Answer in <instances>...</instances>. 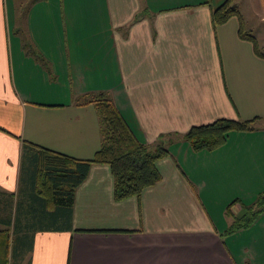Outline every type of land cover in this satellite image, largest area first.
I'll use <instances>...</instances> for the list:
<instances>
[{
    "label": "crops",
    "instance_id": "1",
    "mask_svg": "<svg viewBox=\"0 0 264 264\" xmlns=\"http://www.w3.org/2000/svg\"><path fill=\"white\" fill-rule=\"evenodd\" d=\"M25 1L0 0V192L31 193L23 142L93 157L100 133L96 110L78 99L86 94L106 90L146 146L219 118L256 120L212 151L173 140L155 163L160 181L138 197L114 201L108 167L92 165L69 210L34 220L38 228L20 244L19 236L3 239L0 264H264V207L231 230L264 197V58L238 37L235 17L211 25V10L225 0L19 7ZM242 1V31L264 55L252 32L264 34V0ZM13 250L21 252L15 261Z\"/></svg>",
    "mask_w": 264,
    "mask_h": 264
},
{
    "label": "trees",
    "instance_id": "2",
    "mask_svg": "<svg viewBox=\"0 0 264 264\" xmlns=\"http://www.w3.org/2000/svg\"><path fill=\"white\" fill-rule=\"evenodd\" d=\"M231 17H235L238 21V37L249 41L254 53L264 58V55L258 53L253 37L242 31L238 9L231 4V0H225L210 12V22L213 27L225 23ZM81 101V104H91L99 117L101 125L99 148L90 160H77L23 142L21 170L26 168L28 170L23 180L30 182L28 186L31 193L15 198L14 195L0 192V226L2 227L0 243L2 246L3 239L8 234L5 228L12 227L11 235L19 236L15 240L19 243L15 244H20L22 234L27 235L36 227L38 228L39 224L34 223V220L40 221V218L45 220V217L48 218L49 211L55 208L62 211L69 210L75 189L85 180L92 165L108 167L114 201L138 197L143 190L154 187L160 181L155 163L167 156L166 146L174 139L170 135H160L153 145L146 146L135 138L107 95L99 93ZM255 120V118L246 121L219 118L209 124L190 127L177 139L185 142L192 152L212 151L224 144L230 132L252 131ZM24 198L30 201L29 207H24L25 204L19 201ZM39 205L42 208H37ZM263 207L264 197H259L255 202L254 212L250 209L245 217L234 220L231 230L251 223L253 217ZM17 212H21L20 218ZM51 214V217L56 215ZM21 220L27 221L20 225ZM0 249V252L6 251L4 246ZM13 251L15 261L21 256V252L17 255L15 250Z\"/></svg>",
    "mask_w": 264,
    "mask_h": 264
},
{
    "label": "rangeland",
    "instance_id": "3",
    "mask_svg": "<svg viewBox=\"0 0 264 264\" xmlns=\"http://www.w3.org/2000/svg\"><path fill=\"white\" fill-rule=\"evenodd\" d=\"M213 1V0H212ZM26 3H28L27 2V0L25 1V2H22V3H19V7H21V6H23L24 4H26ZM233 3H237V7H238V9H240V7H245L246 5H245V3H244V1H242V0H234L233 1ZM66 8H65V6H64V14L66 13ZM249 15L246 13V19H247V17H248ZM252 32L254 33V35H256V37H257V39H258V43H259V46H261V44L263 45V43H264V34H258V32H257V28L255 29L254 28V30H252ZM264 46V45H263ZM264 51V50H263ZM105 85H107V84H105ZM99 93H101V94H104V95H109V93L106 91V90H104V91H101V92H96V93H90V94H86V95H84V96H81V97H79L78 99H80V98H83V99H85V98H89V97H91V96H93V95H97V94H99ZM109 97V96H108ZM93 108V107H92ZM97 114V113H96ZM96 117H97V123H98V129L100 130V128H101V125H100V120H99V117H98V115H96ZM259 124H256L255 125V127L256 126H258ZM176 139L178 138V136H174ZM176 139H174V142H177L178 140H176ZM183 143H185V142H183ZM167 147H169V146H166V148ZM171 150H173V151H175V150H177L176 148H174L173 147V149H171ZM170 150V151H171ZM177 152V151H176ZM15 196V198H16V195H14ZM18 199V198H17ZM18 213V218H20V215H21V212H17ZM27 220H21L20 221V225L21 224H24L25 222H26ZM12 222H13V220H12ZM12 229V227H9V229H7V232H8V237L10 238L11 237V233H10V230ZM0 230H1V227H0ZM1 250V249H0ZM1 253V252H0Z\"/></svg>",
    "mask_w": 264,
    "mask_h": 264
}]
</instances>
